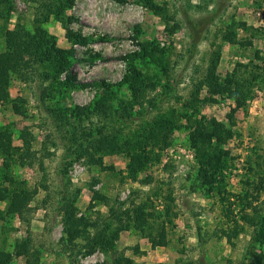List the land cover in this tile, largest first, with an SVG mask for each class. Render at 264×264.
Segmentation results:
<instances>
[{
	"label": "rangeland",
	"instance_id": "374dc122",
	"mask_svg": "<svg viewBox=\"0 0 264 264\" xmlns=\"http://www.w3.org/2000/svg\"><path fill=\"white\" fill-rule=\"evenodd\" d=\"M0 264H264V0H0Z\"/></svg>",
	"mask_w": 264,
	"mask_h": 264
},
{
	"label": "trees",
	"instance_id": "16d2710c",
	"mask_svg": "<svg viewBox=\"0 0 264 264\" xmlns=\"http://www.w3.org/2000/svg\"><path fill=\"white\" fill-rule=\"evenodd\" d=\"M225 38H226L227 41L233 42V38L229 34ZM28 41H29V39L26 41V45H23V43L21 44V46H23V48L25 47L24 50H25L26 54L30 53L29 45H32L31 44V40L29 41V43H28ZM143 48L145 50V52L143 53V56L145 58L148 57V58L153 59L154 56H155L156 50L148 51V46L147 45H143ZM55 53H57V50H55ZM50 55H52V52L49 54V56ZM36 58L38 59V53H37V57ZM67 65H69V63H67ZM228 136H231V133L226 130L225 125L222 124V123H218L215 119H213V120H207L205 122L202 121V122L198 123V128H197L195 134L192 135L191 139L193 140V142H194L193 144L196 147L203 148V149L206 150V149H208L209 147H211L213 145L211 143L213 141V139H216L217 141H221L222 138H226ZM198 137H200V138H198ZM215 145L217 147L215 149L213 148L212 152L204 153L205 154L204 163H207V165L209 167H214L215 166L216 159H217L216 155L218 156V153L221 152V157L224 156L223 152L220 151L221 147L219 145V142L216 143ZM214 150L216 151V155H215V151ZM218 157L220 158V156H218ZM112 212H113L112 216L115 215V211H112ZM67 224L69 225L70 222L67 221Z\"/></svg>",
	"mask_w": 264,
	"mask_h": 264
}]
</instances>
